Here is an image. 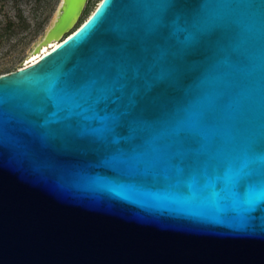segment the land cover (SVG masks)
Segmentation results:
<instances>
[{
    "label": "water",
    "instance_id": "water-1",
    "mask_svg": "<svg viewBox=\"0 0 264 264\" xmlns=\"http://www.w3.org/2000/svg\"><path fill=\"white\" fill-rule=\"evenodd\" d=\"M87 1L0 77V264H264V0H102L71 32Z\"/></svg>",
    "mask_w": 264,
    "mask_h": 264
},
{
    "label": "rangeland",
    "instance_id": "rangeland-1",
    "mask_svg": "<svg viewBox=\"0 0 264 264\" xmlns=\"http://www.w3.org/2000/svg\"><path fill=\"white\" fill-rule=\"evenodd\" d=\"M61 1L42 0L39 5L34 0H20L26 23L19 31L15 0H0V77L12 73L9 71L13 68L24 67L32 60L36 47L56 19ZM101 2L102 0H88L71 32L77 29L81 21L87 20ZM87 8L88 14L84 15ZM37 23L41 24L39 28ZM10 25H15L17 29L9 27Z\"/></svg>",
    "mask_w": 264,
    "mask_h": 264
},
{
    "label": "trees",
    "instance_id": "trees-1",
    "mask_svg": "<svg viewBox=\"0 0 264 264\" xmlns=\"http://www.w3.org/2000/svg\"><path fill=\"white\" fill-rule=\"evenodd\" d=\"M34 1L37 4H39V5L42 2V0H34ZM15 3H16V7H17L16 8V10H17L16 17H17V21H18V26L17 27H18V30L21 31L22 26L25 25V23H26V19H25V16H24L25 14H24V11L20 8V0H15ZM88 11H89V9L87 8L85 10V12H84V15L88 14ZM85 21L86 20H84L83 22L81 21L80 25L77 28H79ZM40 25H41L40 23H37V26H38L37 28H39ZM9 27L15 28V30L17 29V27H15V25L14 26L13 25H10ZM26 27L28 28L29 25L28 26L26 25ZM17 70H18V68H13L9 72H15Z\"/></svg>",
    "mask_w": 264,
    "mask_h": 264
},
{
    "label": "bare ground",
    "instance_id": "bare-ground-1",
    "mask_svg": "<svg viewBox=\"0 0 264 264\" xmlns=\"http://www.w3.org/2000/svg\"><path fill=\"white\" fill-rule=\"evenodd\" d=\"M57 17V15H56ZM61 42L58 41H50L47 44L43 45L40 50L36 53H34L33 58L30 62H28L25 66H30L32 64H35L36 62H38L43 56L49 54L50 52H52L54 49H56Z\"/></svg>",
    "mask_w": 264,
    "mask_h": 264
}]
</instances>
